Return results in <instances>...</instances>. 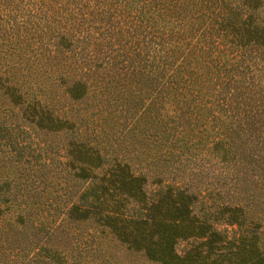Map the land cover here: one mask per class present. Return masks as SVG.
Segmentation results:
<instances>
[{
	"label": "trees",
	"instance_id": "1",
	"mask_svg": "<svg viewBox=\"0 0 264 264\" xmlns=\"http://www.w3.org/2000/svg\"><path fill=\"white\" fill-rule=\"evenodd\" d=\"M0 264H264V0H0Z\"/></svg>",
	"mask_w": 264,
	"mask_h": 264
},
{
	"label": "rangeland",
	"instance_id": "2",
	"mask_svg": "<svg viewBox=\"0 0 264 264\" xmlns=\"http://www.w3.org/2000/svg\"><path fill=\"white\" fill-rule=\"evenodd\" d=\"M184 245H186V243L185 242H181L179 246L182 247Z\"/></svg>",
	"mask_w": 264,
	"mask_h": 264
}]
</instances>
